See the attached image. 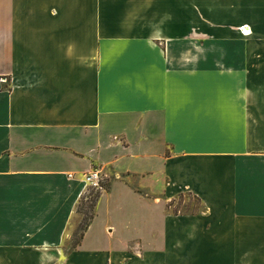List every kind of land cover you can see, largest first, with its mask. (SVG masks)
Returning <instances> with one entry per match:
<instances>
[{
  "label": "crops",
  "instance_id": "1",
  "mask_svg": "<svg viewBox=\"0 0 264 264\" xmlns=\"http://www.w3.org/2000/svg\"><path fill=\"white\" fill-rule=\"evenodd\" d=\"M0 264H264V0H0Z\"/></svg>",
  "mask_w": 264,
  "mask_h": 264
},
{
  "label": "rangeland",
  "instance_id": "2",
  "mask_svg": "<svg viewBox=\"0 0 264 264\" xmlns=\"http://www.w3.org/2000/svg\"><path fill=\"white\" fill-rule=\"evenodd\" d=\"M97 192L99 191L96 189L93 188L89 189L86 194V197L78 205L77 207L78 217L76 218V220L74 221V223L70 228V239L68 241L69 246H74L76 241L80 238L81 234L83 233V228L85 224L89 221V218L93 216L94 210L92 209V203L94 202ZM182 200L183 199H181L180 201ZM182 210H183L182 212L185 213L189 212V209L186 208H183Z\"/></svg>",
  "mask_w": 264,
  "mask_h": 264
},
{
  "label": "built area",
  "instance_id": "3",
  "mask_svg": "<svg viewBox=\"0 0 264 264\" xmlns=\"http://www.w3.org/2000/svg\"><path fill=\"white\" fill-rule=\"evenodd\" d=\"M244 34H246V32H244ZM101 173L100 171H94L91 175H89L88 177H86V182L88 183L90 189H96V190H100L102 189V185H101Z\"/></svg>",
  "mask_w": 264,
  "mask_h": 264
},
{
  "label": "trees",
  "instance_id": "4",
  "mask_svg": "<svg viewBox=\"0 0 264 264\" xmlns=\"http://www.w3.org/2000/svg\"><path fill=\"white\" fill-rule=\"evenodd\" d=\"M99 196H100V192H97V195H96V197H95V199H94V202L92 203V209H93V210L95 209V205H96V202H97ZM93 218H94V213H93V216H91V217L89 218V221L85 224V226H84V228H83V233L81 234L80 238L76 241V243L74 244L73 247L78 246V244L80 243V241H81V239H82V237H83V235H84V232H85L86 229L88 228V226H89V224H90V222L92 221Z\"/></svg>",
  "mask_w": 264,
  "mask_h": 264
}]
</instances>
